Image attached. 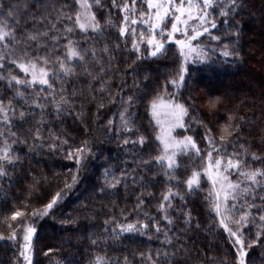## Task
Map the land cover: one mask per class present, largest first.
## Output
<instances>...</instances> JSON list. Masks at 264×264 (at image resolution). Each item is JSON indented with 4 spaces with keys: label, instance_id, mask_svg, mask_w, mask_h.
I'll list each match as a JSON object with an SVG mask.
<instances>
[{
    "label": "trees",
    "instance_id": "16d2710c",
    "mask_svg": "<svg viewBox=\"0 0 264 264\" xmlns=\"http://www.w3.org/2000/svg\"><path fill=\"white\" fill-rule=\"evenodd\" d=\"M220 2L226 3L227 0ZM236 2L238 7L229 14L228 27L221 23L224 17L219 15V10L212 13L218 29L210 30L211 35L221 36L222 41H213L208 34L198 41L204 46L217 49L228 44L230 49L235 47L238 56L227 60L221 57L211 67L204 64L188 66L190 76L186 77L180 96L182 100L191 98V108L195 109L192 114L196 122L191 123L188 132L178 129L176 133L179 137L193 136L201 150H204L206 144L202 137L206 129H211V135L219 137L220 129L230 123L229 117H233L231 123L239 124L242 129L237 139L247 150L248 166L260 168L264 167V162L254 161L252 154L264 156V0ZM110 3L111 0H100V6L93 8L102 25L106 19L117 24L121 19L116 10H111L110 14L104 11ZM8 4L20 6L17 20L24 32L17 29L18 40L34 28L49 31V24H56V30H59V22L53 19L57 12H62L59 17L62 21L64 15H74L78 10L75 0H7L4 7L7 8ZM25 7L28 9L27 14H24ZM137 7L140 5L137 4ZM41 19L45 20L43 26L34 23V20ZM234 24L240 27L237 29ZM237 32L238 39L233 35ZM72 39L86 49H95L96 57L85 55L84 61H73L74 74L60 76L55 81L57 91L62 87L70 104L60 115L56 114L51 103H46L43 113L38 109L31 110V116L35 119L18 122L20 110L29 112V97L33 90L9 88L5 80H0V99L6 98L5 104L7 99H11L18 110L11 131L17 134L20 141L14 145L19 163L7 167L8 176L0 178V234L5 237L11 235L4 218L12 211L19 209L31 217L32 209H40L55 192L66 191L67 194L48 216L26 221L37 229L32 264H93L94 255L118 261L119 264H124L125 257L128 264H149V256L155 261L157 253L161 254L159 264H235L232 241L216 224L205 201L210 185L202 178L201 188L189 193L182 184L167 183L158 165L151 166L155 169L153 172L143 168L140 162L149 155L154 157L159 154V145L149 135L152 127L145 104L152 95L163 92L162 85L167 80L176 77L180 65L176 46L167 45L164 55L136 62V57L125 49L116 28H105L100 35L92 32L82 34L74 30ZM8 43L12 44L11 41ZM114 45H119V48L114 49ZM105 46L112 50L101 55V49ZM52 51L50 46L49 53ZM18 52L17 49L16 53L6 57L8 62L2 73L4 76L10 73L20 79L25 78L18 68L10 65L11 60L17 59ZM56 54L60 59H65L62 50L56 49ZM98 63L104 64L108 72L102 81L94 79L99 76ZM129 65H138L136 73L131 76L127 71ZM134 81L139 91L134 87ZM17 90L25 93V99L14 96ZM167 91L173 92L174 89L169 86ZM134 93L137 96L147 94L144 100H137L135 109L139 116L136 121L139 132L148 136L144 150L139 146L122 148L120 138L112 133L108 124L110 119L118 123L115 114L122 110L119 98H127ZM216 98L220 102L213 108L210 101ZM40 120H43L39 128L43 141H54L59 137L61 142L67 141L72 149L87 141L91 154H82L78 165L77 158H67V146L57 145L61 148L58 153H51L47 143H44L42 150L36 148L28 133ZM0 127L3 125L0 124ZM236 142L232 140L233 144ZM236 150L228 148L229 153ZM177 159L180 169L170 175L180 181L190 174L185 169L199 170L202 163L195 155L180 156ZM106 169L111 170L116 177L125 172L129 177L137 176L139 179L125 180L113 189L105 187L101 194L98 189L104 186ZM73 176L76 177L75 183ZM238 179L233 174L232 180ZM65 184L72 185L71 189L65 190ZM168 188L179 191L183 197V200L178 197L171 200L168 209L171 225L164 221L163 214L158 213L161 194ZM150 193L154 195L149 198ZM138 197L145 198L146 206L137 207ZM253 202L260 203L259 200H248V203ZM181 213H190L191 226L184 223ZM145 215L157 218L156 223L161 229L159 233L155 230L116 235L105 232V221L111 227H116L111 225L112 219L118 224L135 223L137 220L147 222ZM256 232L254 223L247 227L244 236L254 238ZM20 235L15 242L0 239V264H24L19 256L22 243ZM93 240L97 241L96 246L92 245ZM141 253L144 254L143 259ZM165 253L168 254L167 259L163 258ZM247 261L248 264H264V244L248 249Z\"/></svg>",
    "mask_w": 264,
    "mask_h": 264
},
{
    "label": "snow or ice",
    "instance_id": "6c2138e0",
    "mask_svg": "<svg viewBox=\"0 0 264 264\" xmlns=\"http://www.w3.org/2000/svg\"><path fill=\"white\" fill-rule=\"evenodd\" d=\"M5 3L7 0H0V80H5L6 86L9 88L16 87L19 89L23 87L32 89L33 92L29 97L31 99V105H28L29 112L23 110L18 112L11 99H7V104H5L6 98L0 99V124L3 125L0 127V178L8 176L7 167H14L19 163V155L14 150V145L20 141L17 134L11 131L17 112L18 122L22 123L29 118L35 119L31 116L33 108L43 113L44 104L51 103L56 114L60 115L63 109L70 107V104L64 95V89L61 87V90L57 91L54 86L55 81L60 76L68 77L74 74L73 61L82 62L85 55L96 57L95 49H86L80 46L78 41L72 39L74 30L82 34L92 32L100 35L105 31V28H116L118 37L124 41L125 49L129 50L130 55L136 57V62H141L147 57L162 56L167 50V45H175L180 60L176 77L167 80L162 85L163 92L155 93L150 99H147L145 104L149 124L152 127V132L149 135L159 145V154L154 157L149 155L147 159H141L140 162L143 168L153 172L155 169L151 166L153 164L158 165L167 183L182 184L189 193L201 188L203 178L210 185L205 194V201L216 224L232 241L235 250V264H248V249L254 245L264 244V195H260V193H264V167L250 168L248 166L247 150L237 139L242 129L239 124L231 123L233 117H229L230 123L220 129L219 137L211 135V129H206L202 137L206 144L204 150H201L193 136L178 137L174 134L177 129L188 132L191 123L196 122V118L192 114L195 109L191 108V98L182 100L180 96V90L186 84V77L190 76L188 66L190 64H204L211 67L221 57L227 60L238 56L235 47L230 49L228 44H223L222 48L217 49L202 46L197 42L205 34H208L213 41H222L221 36L211 35L210 30L218 29L212 13L219 10V15L224 17L221 23L228 27L229 14L235 12L238 7L236 0H227L226 3L220 2V0H131V3L129 0H121L119 3L118 0H111L110 5L104 11L110 14L111 10H116L121 19L118 24L106 19L103 25L97 19L96 11H93L94 7L100 6V0H75V6L78 10L75 11L74 15H64L62 21L59 20L62 12H57V15L53 17L59 22V30H56V24H49V31L34 28L19 40L16 35L17 29L19 28L22 33L24 32L17 20V16L20 14V6L8 4V7L5 8ZM137 4L140 5L139 8ZM27 11L28 9L25 7L24 14H27ZM34 23L43 26L45 20H34ZM66 25H71V27ZM233 26L237 29L240 27L239 24ZM178 35L181 38L178 39ZM233 35L236 39L239 38L238 32ZM9 41L12 42L11 45L8 43ZM50 46L53 48L51 53H49ZM113 48H119V45H114ZM17 49L19 50L17 59L11 60L10 65L18 68L24 75V79L12 76L10 73L8 76L2 74L5 63L8 62L6 57L16 53ZM56 49L63 51L65 59H60L56 54ZM141 49H143V53ZM111 50L105 46L101 49V55ZM137 66L129 65L127 69L129 76L136 73ZM97 67L99 76L94 77V79L102 81L108 72L105 70L104 64L98 63ZM88 75H92V73H88ZM126 84L127 81H125ZM169 86L174 89L173 92L167 91ZM134 87L139 91L135 81ZM36 89L38 91H35ZM14 96L25 99L23 91L17 90ZM146 96V93L140 96L134 93L127 98L121 96L118 103L122 110L115 114L118 117V123L114 119L108 120V124L111 126L110 130L120 138L122 148L129 146H139L141 150L145 148L148 136L139 132L136 125L139 116L135 109L137 100H144ZM219 102V98H216V100L210 101V105L215 108ZM42 124L43 120L37 121L28 133L32 136L36 148L42 150L44 143H47L51 153H58L61 148L57 145L67 146V158H77L78 165L80 163L79 157L82 154L85 152L91 154V147L87 141L82 142L75 149L68 146L67 141L61 142L59 137H56L54 141L52 139L43 141L39 131ZM232 140H236V144H233ZM229 147L237 150L229 153ZM188 155H195L202 161L199 170L185 169L190 174L182 181L177 180L170 175L180 169L177 158ZM252 159L264 162V156L258 157L254 153ZM233 174L239 179L233 181ZM104 176V186L98 189L101 194L105 191V187L113 189L125 180L136 181L139 179L137 176L129 177L125 172H122L120 177H116L109 169L104 171ZM72 180L75 183L76 177L73 176ZM141 184H143V180H141ZM71 187L72 185L65 184V190L71 189ZM66 194V191L55 192L40 209L31 210V217L17 209L4 218V223L11 235L5 237L0 234V239L15 242L18 234H22L19 236V240L22 241L19 256L25 264H32V240L37 232V229L26 221L30 218L48 216ZM152 195L154 194L150 193L149 198ZM177 197L183 200L179 191H174L172 188H168L161 194L158 213L163 214V219L168 225L172 224V220L168 217V209L171 207V200ZM249 199L259 200L260 203H248ZM142 205L146 206L145 198L138 197L137 207ZM184 206L186 207V204ZM181 216L184 218V223L191 226L190 213H181ZM145 219L147 222L137 220L135 223L124 224H118L115 219H112L111 225H116V227H111L109 222L105 221V232L116 235L145 230H155L157 233L161 231L156 223V217L145 215ZM254 223L257 227L254 238L245 237L244 231ZM96 244L97 241L93 240L92 245L96 246ZM140 255L143 259L144 254L141 253ZM156 255L157 260L155 261L151 260L149 256V264H159L161 254L157 253ZM163 258L167 259L168 254L165 253ZM93 264H119V262L94 255ZM124 264H128L127 257L124 258Z\"/></svg>",
    "mask_w": 264,
    "mask_h": 264
},
{
    "label": "rangeland",
    "instance_id": "374dc122",
    "mask_svg": "<svg viewBox=\"0 0 264 264\" xmlns=\"http://www.w3.org/2000/svg\"><path fill=\"white\" fill-rule=\"evenodd\" d=\"M205 35H207V34H205ZM205 35H204V36H205ZM202 37H203V36H202ZM202 37H200V38H202ZM177 38L179 39V38H181V37H179V35H178ZM200 38H199V39H200ZM199 39H198V40H199ZM197 42H198L200 45L204 46L203 43H201V42H199V41H197ZM194 43H196V42H194ZM141 52L143 53V49H141ZM177 130H178V129H177ZM176 132H177V131H176ZM176 132L174 133L175 135H177ZM177 136H178V135H177ZM178 137H179V136H178ZM34 239H35V235H34L33 240H32V248H33ZM31 257H32V261H33V251H32V253H31ZM24 264H25V262H24Z\"/></svg>",
    "mask_w": 264,
    "mask_h": 264
}]
</instances>
